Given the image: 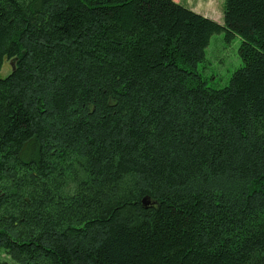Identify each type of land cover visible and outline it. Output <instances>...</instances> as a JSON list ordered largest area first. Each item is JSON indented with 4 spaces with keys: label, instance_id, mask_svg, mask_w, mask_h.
Returning a JSON list of instances; mask_svg holds the SVG:
<instances>
[{
    "label": "trees",
    "instance_id": "16d2710c",
    "mask_svg": "<svg viewBox=\"0 0 264 264\" xmlns=\"http://www.w3.org/2000/svg\"><path fill=\"white\" fill-rule=\"evenodd\" d=\"M222 31L243 60L214 88L197 65ZM5 60L16 264H264V0H224L221 24L174 0H0Z\"/></svg>",
    "mask_w": 264,
    "mask_h": 264
},
{
    "label": "rangeland",
    "instance_id": "374dc122",
    "mask_svg": "<svg viewBox=\"0 0 264 264\" xmlns=\"http://www.w3.org/2000/svg\"><path fill=\"white\" fill-rule=\"evenodd\" d=\"M192 9L193 11L213 19L218 23L223 21L224 0H174ZM242 40L233 35L229 40L225 32L215 33L204 50V59L197 65V71L202 75L209 87L221 88L228 83L232 73L241 66L240 54ZM12 69L10 60H5L1 67L0 76L4 77ZM0 261L16 264L4 249L0 247Z\"/></svg>",
    "mask_w": 264,
    "mask_h": 264
},
{
    "label": "water",
    "instance_id": "95a60500",
    "mask_svg": "<svg viewBox=\"0 0 264 264\" xmlns=\"http://www.w3.org/2000/svg\"><path fill=\"white\" fill-rule=\"evenodd\" d=\"M11 65H12V68H13V62L11 61ZM143 203H146V201L145 200H143Z\"/></svg>",
    "mask_w": 264,
    "mask_h": 264
}]
</instances>
